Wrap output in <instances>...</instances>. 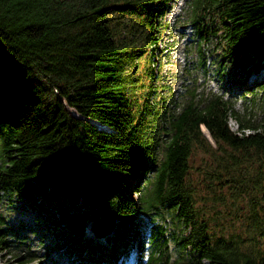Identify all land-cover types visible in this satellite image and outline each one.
I'll use <instances>...</instances> for the list:
<instances>
[{
	"label": "trees",
	"instance_id": "1",
	"mask_svg": "<svg viewBox=\"0 0 264 264\" xmlns=\"http://www.w3.org/2000/svg\"><path fill=\"white\" fill-rule=\"evenodd\" d=\"M172 2L0 0V203L23 200L13 207L18 227L32 219L46 251L67 253L70 264L115 263L132 251L136 264H264L236 241L213 237L188 182L190 159L201 150L215 158L216 179L236 176L251 190L264 185V123L244 121L222 95L197 93L190 76L202 70L205 77L203 47L218 39L227 48L214 76L234 95L255 90L247 79L264 68V0L187 1L183 25L198 59L185 69L180 111L173 94L159 95L151 66L144 78L137 74L139 60L147 56L150 65L162 44ZM113 15L137 18L131 38L116 37ZM262 200L253 194L251 210ZM106 212L116 216L113 234L85 238ZM5 225L0 214V249L26 248L13 254L16 264L34 260L35 250L16 246L10 237L17 230Z\"/></svg>",
	"mask_w": 264,
	"mask_h": 264
},
{
	"label": "rangeland",
	"instance_id": "2",
	"mask_svg": "<svg viewBox=\"0 0 264 264\" xmlns=\"http://www.w3.org/2000/svg\"><path fill=\"white\" fill-rule=\"evenodd\" d=\"M183 2L184 0H176V5H178V7H173V10L171 7L169 10L170 13L163 18L162 22L167 24V30L163 34V41L158 48L157 54L151 57L150 65L146 62L148 57L143 56L144 58L139 60L137 68V74L140 80L144 78L146 73L148 74V71H146L147 68L149 66L152 67L156 78V85L162 86L161 90H159L160 94H158H162L163 97H166L169 93L173 94L175 96V103H173V106L177 107V111H180L184 103L181 95L186 85L185 79L187 76L185 69L187 67L191 69V65L188 64H191V61L196 62V58L198 59L195 44L189 42L191 31L188 30V26L183 25V18L185 19L186 17L187 6L185 9V6L183 7V11L180 14L182 16H180L182 18L179 20L180 23L177 24V19H175L177 16L176 13L180 12L178 8ZM111 19V25L116 32L117 38L132 37V34H130L131 29L129 28L137 18L113 15ZM226 48L225 41L220 42L218 39H215L210 45L203 47L206 57H208L206 65L207 74L204 77L202 70H192L190 74V76L198 79L197 93L204 92L205 94L215 93L222 95L224 99L232 102L234 111L239 114L244 121L250 120L252 123L256 124L264 123V87H260L262 86L261 81H258L257 84L254 85L253 79L255 78L251 77L253 73L259 72L257 77L264 78V68L258 70L254 68L247 79L248 87L257 85L253 92L250 91L252 93H246L245 96L240 92L236 95L232 94L229 91L227 83L225 81L219 82L214 76V71L222 62V55ZM256 63L257 60L252 59V64L255 65ZM147 85L148 83L142 88L143 93L147 90ZM157 98L158 103H162L159 96H157ZM253 99H256L255 103H252ZM70 112L75 118H81L77 112L74 111L76 115L73 110H70ZM95 124L98 128L109 132L112 131L110 127L108 129L104 127L105 125H98L99 123ZM229 124L233 130H238V121L234 117L230 119ZM204 128L205 127H202L203 133L215 147L216 145L211 135L208 130L205 128V131ZM246 132L249 133L250 131L246 130ZM161 136L164 137L163 134ZM216 167L217 162L215 158L210 156L207 152L196 150L191 157L188 182L193 187V190H195L196 207L200 210L201 217L207 220L210 232L214 238L223 237L228 240H234L239 244L242 251L260 259L264 256V200L261 201V206H258L257 210H251V197L253 194L257 193H260L261 197L262 194H264V185L260 188L257 187L251 190L250 187L240 184V179H236V176L233 177L235 181H231L229 178H221L218 180L216 177L219 172L218 169H215ZM248 167L249 178L251 180L256 179V164ZM22 203H24V201L21 199L14 198L12 205L7 204V200H4L3 203H0V214L5 218L7 224L5 226H7V228L12 229L14 227L17 230L16 236L10 237L11 241L16 246L19 242L25 243L29 246L28 248L30 250H35L37 257L28 264H70L67 253L60 251L58 254L46 251L45 248L47 245L45 244L44 246V244H41L38 240V236L33 231L35 228L31 226L34 224L32 219L25 218L24 227H18L17 220L20 219V217L13 207L16 208L18 204ZM9 205H11L10 208H8ZM166 216L169 222L168 226H172L169 216L166 214L165 218ZM144 220L145 222L150 220V216L144 217ZM92 224L93 222H91L90 226ZM89 237L90 235L87 233V237L85 238ZM93 244H99V242L94 241ZM169 246L174 248V244H170ZM11 248L10 252L0 249V262L2 264H8L9 262L16 264L17 262L15 261L18 257L14 258L13 254H25L23 250L26 248L20 249L19 251L18 249L15 250L13 247ZM144 248L148 253V239L145 240ZM171 252L173 258H175L177 253L174 252V250ZM133 259V255H131L123 263L131 264ZM203 262L206 263L207 261L203 260ZM118 264H122L121 261H118Z\"/></svg>",
	"mask_w": 264,
	"mask_h": 264
},
{
	"label": "water",
	"instance_id": "3",
	"mask_svg": "<svg viewBox=\"0 0 264 264\" xmlns=\"http://www.w3.org/2000/svg\"><path fill=\"white\" fill-rule=\"evenodd\" d=\"M264 209V203H263ZM116 226V216L115 214L106 212L101 217L94 220L92 224V229L95 231L98 237H105L112 234Z\"/></svg>",
	"mask_w": 264,
	"mask_h": 264
},
{
	"label": "bare ground",
	"instance_id": "4",
	"mask_svg": "<svg viewBox=\"0 0 264 264\" xmlns=\"http://www.w3.org/2000/svg\"><path fill=\"white\" fill-rule=\"evenodd\" d=\"M75 114V113H74ZM98 124V123H97ZM98 125H100V124H98ZM105 128H108L107 126H104ZM109 129V128H108ZM205 129V128H204ZM205 131H206V129H205Z\"/></svg>",
	"mask_w": 264,
	"mask_h": 264
}]
</instances>
